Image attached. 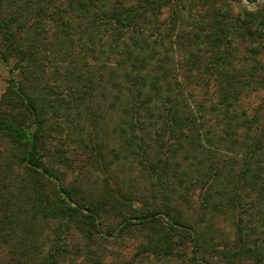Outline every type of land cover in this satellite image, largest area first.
<instances>
[{
	"label": "trees",
	"instance_id": "obj_1",
	"mask_svg": "<svg viewBox=\"0 0 264 264\" xmlns=\"http://www.w3.org/2000/svg\"><path fill=\"white\" fill-rule=\"evenodd\" d=\"M236 1L0 0L5 264H264V0Z\"/></svg>",
	"mask_w": 264,
	"mask_h": 264
},
{
	"label": "rangeland",
	"instance_id": "obj_2",
	"mask_svg": "<svg viewBox=\"0 0 264 264\" xmlns=\"http://www.w3.org/2000/svg\"><path fill=\"white\" fill-rule=\"evenodd\" d=\"M263 0H238L236 2H234V6L236 8H240L241 6H245L247 8H254L256 6V3L262 2ZM7 76L6 70L4 69V67L1 65L0 63V94L3 91L4 87H5V78ZM196 193L190 195V197L192 199H190V201H194L196 198ZM218 223L220 225V227L222 228L224 234L230 236L231 233V225H230V218H222L219 217L218 218ZM136 240H131V239H126L123 242H121L120 244H115L114 247H110L109 244L106 245V247L104 248L106 253L110 254L109 252L112 253V255L114 256L115 253H121L122 256H130L132 251L134 250V246L136 244ZM111 250V251H109ZM6 248L3 244H0V264H5L6 263ZM118 264V263H117ZM146 264V263H144ZM153 264H174L173 262L170 261H164V260H157L155 261Z\"/></svg>",
	"mask_w": 264,
	"mask_h": 264
}]
</instances>
